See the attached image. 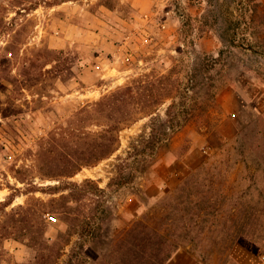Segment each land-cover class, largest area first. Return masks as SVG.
Here are the masks:
<instances>
[{
	"label": "rangeland",
	"instance_id": "obj_1",
	"mask_svg": "<svg viewBox=\"0 0 264 264\" xmlns=\"http://www.w3.org/2000/svg\"><path fill=\"white\" fill-rule=\"evenodd\" d=\"M178 197L167 264H264V0H0V264H131Z\"/></svg>",
	"mask_w": 264,
	"mask_h": 264
},
{
	"label": "trees",
	"instance_id": "obj_2",
	"mask_svg": "<svg viewBox=\"0 0 264 264\" xmlns=\"http://www.w3.org/2000/svg\"><path fill=\"white\" fill-rule=\"evenodd\" d=\"M157 120L160 119H153L150 135H141V137H139L141 139L133 140L130 145L131 151H129L128 154L130 157H135L137 163L140 166L138 169L140 174L146 172L145 163L152 160L153 155L151 154L155 151L159 142L157 137V129L155 127ZM163 125L166 130L171 129V126H169L167 122H163ZM121 129L122 128L120 127L118 131ZM117 143H119V137L114 135L111 138H108L106 143H101L99 145L97 144L98 146L108 148V151L102 155H98L96 157V161L107 158L113 154V152L117 151ZM93 146H96V144ZM148 149H151L152 153L147 154L146 151ZM74 173L76 172H73V174ZM180 190H185V186H183ZM176 202L177 203L173 206L171 213H165L163 218L160 219L159 225L152 226L143 221L136 223L132 242L133 248L132 257L130 259L131 264H167L173 253L180 247L184 240L189 238L188 232L182 233V231H179L176 233L172 232L168 227V225H173V223H176L177 226L183 230V227L185 226L184 216L181 214L180 208L182 201H180L178 197ZM189 221H196L195 213L189 217ZM250 225L251 234L249 236L252 235L251 238L257 242L263 241L264 237L260 233L262 225L260 230L259 222L252 221ZM125 263L128 264V262Z\"/></svg>",
	"mask_w": 264,
	"mask_h": 264
},
{
	"label": "built area",
	"instance_id": "obj_3",
	"mask_svg": "<svg viewBox=\"0 0 264 264\" xmlns=\"http://www.w3.org/2000/svg\"><path fill=\"white\" fill-rule=\"evenodd\" d=\"M51 218V220H56V218L55 217H50Z\"/></svg>",
	"mask_w": 264,
	"mask_h": 264
}]
</instances>
